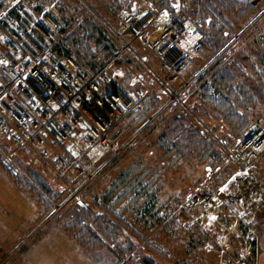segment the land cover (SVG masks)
I'll list each match as a JSON object with an SVG mask.
<instances>
[{
    "label": "built area",
    "instance_id": "1",
    "mask_svg": "<svg viewBox=\"0 0 264 264\" xmlns=\"http://www.w3.org/2000/svg\"><path fill=\"white\" fill-rule=\"evenodd\" d=\"M117 18V27L108 29L117 41L115 52L91 70L75 55L61 56L48 45L50 34L59 28L52 16L36 18L17 6L0 16V159L20 178L35 184L18 158L21 152L36 155L35 162L59 179L85 180L99 169L92 170L94 163L87 166L85 156L100 148L108 154L106 161L117 154L116 144L128 131L120 124L132 115L146 114L149 94L145 85L120 83L122 72L113 69L126 58L137 61L171 100L183 103L171 85L203 58V30L168 7L124 9ZM256 41L264 50V33L257 32ZM184 109L192 113L188 106ZM218 148L222 162L207 170L179 212L189 219L186 226L198 227L208 239L207 251L226 257L223 264H255L256 218L264 210L259 165L264 157V119L254 121L239 137L219 140ZM235 240L239 247L234 251Z\"/></svg>",
    "mask_w": 264,
    "mask_h": 264
},
{
    "label": "rangeland",
    "instance_id": "2",
    "mask_svg": "<svg viewBox=\"0 0 264 264\" xmlns=\"http://www.w3.org/2000/svg\"><path fill=\"white\" fill-rule=\"evenodd\" d=\"M200 1L202 0H0L2 3L0 16L16 6L25 7L36 18L50 15L57 21L59 28L50 34L48 45L57 51L59 49L64 51L67 48L78 54V51L85 49V46L81 44L85 41L86 30L83 28L88 22L100 29L105 37V45L114 44L116 48L117 41L110 35L108 29L110 26L117 27L119 11L124 9L131 11L138 6L168 7L171 10H178L182 16H185L189 14V11H193L194 5ZM252 5L250 16L239 18L237 22L233 18V9L220 13L216 1L213 4L215 11L213 10L210 16L204 14L203 21L199 24L196 22L207 33L203 58L187 67L181 77L171 85V90L178 93L179 100H184L183 103L178 101V98L171 100L170 93L159 90L156 82L151 79L145 69L140 67L137 61L129 59L125 64L116 65L113 70L116 73L122 72L119 80L122 85L142 84L150 94L157 95L151 103L155 110L148 114L145 112L146 114L132 115L120 124V127L128 129V131L124 138L116 144L119 151L108 161H106L108 154H104V150L101 148L98 152L93 151L91 156L84 157L83 162L87 166L94 163L92 170L99 167L91 180L74 177L59 179L47 167L35 162L36 155L27 156L21 152L18 158L28 175L34 179L35 184H31L33 187L35 186L37 192L42 193L43 200L39 199L31 189L26 188L25 190L21 188L22 186L19 187L16 178L20 177L12 170L10 171L4 161L0 159V168L4 174L10 176L18 188L41 203L45 207L47 216L50 214L46 219L47 226L58 228L63 235L75 242L94 264L224 263L226 257L218 252L206 250L205 243L208 239L199 231L198 227L186 226L189 219L180 214L179 206L192 188L201 181L207 170L222 162L218 141H223L226 137H239L249 129L254 121L264 119L262 103L259 102L249 111V125L245 131L241 135L235 136L223 121L214 117L215 114L208 105L206 109L210 110L207 117L204 116V113L194 110L196 104L197 106L201 105L200 93L203 83L211 84L213 75L217 72L212 67L216 66L219 61L222 60V64H229L237 57L249 56L257 60L256 56L264 55L263 48L256 41V33H264V5ZM209 10L211 11V9ZM214 19L221 23L224 37L219 40L218 45L213 46L208 33L211 29L210 23ZM135 45L139 46L136 43ZM94 49L87 59H95V54L102 59L101 53L97 51L99 49L95 47ZM139 52L141 56H146L140 48ZM151 61L150 65L159 72L156 62L153 59ZM262 64L254 63L253 70H248L245 74L255 75L258 80L257 85L264 89V67ZM202 68H204L203 72L194 78ZM189 80L191 82L186 89H183ZM153 95L151 98L154 97ZM186 106L189 107L191 114L186 113L184 109ZM179 111L185 113L191 123L214 145L219 152L217 160L206 156L203 159L200 139L189 142L188 152H185L182 157H179L177 152H169L172 147V139L166 141V144L164 142L161 146L165 140V137L162 138L163 132ZM123 173L125 176L118 181ZM262 178L264 184V177ZM116 181L119 184L114 190L112 185ZM232 182L233 177L228 180V183ZM108 186L109 188L106 190ZM111 188L117 193L107 204L101 205V202L98 203L97 200H94L95 197L101 199L104 192L107 193ZM79 203L89 207L96 220L100 217L99 215L104 213L106 219L101 223L106 221L104 229L109 225L110 231L115 230L116 234L113 235V239L107 238L102 229L97 230L96 220L91 217L88 221L93 229L97 230L99 241H94L92 245L89 244L87 248H84L71 237L72 234L73 236L77 235L78 238L79 235L84 237L83 228L77 226L72 218ZM103 206L113 208L114 214L107 208L103 210ZM261 213L263 214L264 210ZM259 217L261 215L256 218V222ZM73 223L75 227H69ZM255 227L258 230L257 224ZM257 234L258 246V231ZM91 238L95 240L94 237H90V240H92ZM238 247L239 241H233L232 249L235 251ZM257 249L258 255L259 247ZM25 250L26 247L21 245L13 249L7 257L0 254V257H3L0 264H20L19 261H15L16 257ZM146 259L147 263L144 262Z\"/></svg>",
    "mask_w": 264,
    "mask_h": 264
},
{
    "label": "trees",
    "instance_id": "3",
    "mask_svg": "<svg viewBox=\"0 0 264 264\" xmlns=\"http://www.w3.org/2000/svg\"><path fill=\"white\" fill-rule=\"evenodd\" d=\"M217 1V8L219 9L220 13L223 11L229 12L230 9H233V18H235V21L238 22L239 18H246L250 16V12H252L253 5L244 1H238V0H202L200 2H197L194 5L193 11H189L188 15L183 16L184 18H190L195 23L198 24L203 21V16L211 15L214 10L213 4ZM2 7V3H0V8ZM211 9V11L209 10ZM215 11V10H214ZM235 13V14H234ZM223 15V13H222ZM197 24V25H198ZM86 27L83 28L86 30L85 33V41L82 42V46H85L84 48L88 50L78 51L76 53L72 52L70 49H59L57 51V54L64 56L73 54L75 55L86 67L90 68L91 70H96L101 65H103L115 52V45H105V37L100 31L98 27H96L94 24L88 22ZM199 26V25H198ZM200 27V26H199ZM210 33H208V36L210 38L211 44L218 45L219 40L224 37V29L221 26V23L213 20L212 23H210ZM201 28V27H200ZM202 29V28H201ZM205 34V41H206V34L204 29H202ZM216 34H215V33ZM76 36V35H74ZM74 42V41H73ZM208 42V40H207ZM209 43V42H208ZM205 45V42H204ZM102 55V59L97 54L94 55L95 59H87V56H89L90 53H92L95 49ZM255 56V55H254ZM257 60H254L253 58L247 56L245 58L237 57L232 63H225L222 64L221 61L216 64V66L212 67L213 70L216 69V74L213 75V80L211 84L203 83V89L200 93L201 105L197 106V104L194 107V110L199 113H204V116L207 117L209 110L211 109L214 112V117L218 118L220 121H223L226 126L231 130L233 135L239 136L245 131L247 126L249 125V118L248 114L253 107H255L259 102L262 104L264 103V89L259 88L257 85L258 80L255 75L252 74H245L246 71H252L254 63H263L262 66L264 67V55L262 56H256ZM128 60V59H126ZM121 61L120 64H125L128 61ZM222 64V65H221ZM205 85V86H204ZM124 87H132V85H128ZM152 93V92H151ZM151 95L148 94L149 97H147V101L145 104V112L151 113L155 110V107L153 104L154 99L157 95H153L154 97L151 98ZM153 105V106H152ZM209 106L210 109L207 110L206 106ZM136 115V114H135ZM134 116V115H133ZM220 132V131H219ZM165 137V140H163V143H161V146L166 144V141H169L172 139V147L170 148L169 152H177L179 157H182L185 152H188V143L192 142L194 139H200L202 142V157H209V158H218V151L214 147V145L208 141L207 137L194 125L191 123L188 116L179 111L177 115L174 117L172 123H170L169 126L165 129V131L162 134V138ZM216 158V160H217ZM11 171V170H10ZM15 175V174H14ZM125 174H121L118 181H120ZM14 178V176H13ZM19 179H21L19 181ZM18 180V181H17ZM116 181L112 188L115 190L116 185L119 184V182ZM16 183L19 187L26 190L28 188L31 189L34 194L39 198L44 200V196L42 193L37 190H35V186L33 187L32 184L22 178H16ZM109 190L107 193H104V196L100 198L95 197V201L97 200L98 203L101 202L102 204H107L110 200H112V197L114 196L117 191ZM108 190V189H107ZM100 199V200H99ZM103 210L107 207L103 206ZM109 211H112L113 208H107ZM103 213V212H102ZM114 214V213H113ZM98 219L96 220L93 216V212L89 207H86L82 203L78 204V207H76L74 216L72 217L75 221V224L77 226H81L83 228L84 237L79 235V238L77 235L74 237L73 234L71 237L76 240L79 245H81L84 248H87V245L91 244L94 241H99V235L97 234V230H103V232L107 235V238L113 239V235L115 230L110 231L109 225L106 227V221L105 223H101L102 220L106 219L104 217V213L99 215ZM93 218V220H96L95 224H97V230L95 231L93 229V226L89 224L90 218ZM92 221V220H91ZM75 224H69V227H75ZM94 224V222H93ZM91 225V226H90ZM118 231V229H117ZM120 232V230L118 231ZM88 235V237H86ZM90 237H94L95 240H90ZM98 239V240H97ZM145 263L148 262V260H144Z\"/></svg>",
    "mask_w": 264,
    "mask_h": 264
},
{
    "label": "crops",
    "instance_id": "4",
    "mask_svg": "<svg viewBox=\"0 0 264 264\" xmlns=\"http://www.w3.org/2000/svg\"><path fill=\"white\" fill-rule=\"evenodd\" d=\"M240 1L264 5V0ZM261 107L264 114V103ZM259 165L263 184L264 157ZM108 188L109 186L106 190ZM260 215L256 222L259 253L255 264H264V213L258 216ZM48 216L45 207L18 188L12 178L0 168V254L7 257L13 249L22 245L26 250L15 260L20 264H94L77 244L63 235L58 228L47 226ZM2 258L0 257V260Z\"/></svg>",
    "mask_w": 264,
    "mask_h": 264
}]
</instances>
